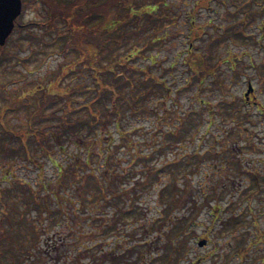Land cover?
Here are the masks:
<instances>
[{
  "label": "rangeland",
  "instance_id": "374dc122",
  "mask_svg": "<svg viewBox=\"0 0 264 264\" xmlns=\"http://www.w3.org/2000/svg\"><path fill=\"white\" fill-rule=\"evenodd\" d=\"M152 1L137 0L143 8ZM167 1L169 4L166 10L171 19L162 27L151 29L159 41L149 47L142 56H130L132 46L129 44L132 41L142 43L144 38L130 37L127 45L119 49L114 48L111 52L109 44V48L103 52L128 57V65H133L136 70L145 69L153 78L162 80L165 84L162 86L170 89L169 94H164L165 89L162 87L145 101L151 113L143 115L139 113L140 110L134 109L135 105L124 112L120 121L124 128L131 129L132 138L142 141L137 145V150L145 154L160 148L158 153H153L151 161L165 170L155 185H151L142 193L137 189L129 190L122 197L132 196L133 200L138 202V207L141 208L142 228L133 229L132 223L125 228L126 232L122 229L119 234L97 236L100 218L113 214L114 208L109 205L101 206L99 209L92 207L87 201V198H90L89 194L81 195L80 189H77L79 198L86 197L87 201L82 210L77 203L78 197L70 192L60 194L61 201L52 198L48 201L50 193H47L43 201L30 205L29 217L36 216L37 210L33 206L46 209L57 207L64 213L61 219L48 212L36 216L33 221L36 232L33 234L17 220L19 214L17 211L23 212L26 208L22 202L21 187L15 185L14 181L17 182V178L25 179L36 186L39 181L37 179L39 170V173L42 172L55 181V169L40 150L33 154L41 163L37 166L24 163L19 158L14 161L15 158H3L6 156L0 152V264H74L76 257L86 261L90 259V255L95 254L98 256L97 264H114L110 258L120 257L119 253L123 249V244L128 243V238H132V244L134 241L141 243L135 254L142 258L147 257L144 262L150 260L152 264H160V259L156 260V256L162 252L165 237L164 233L159 232L160 220L156 217L162 212L163 204L159 189L163 184L168 186L176 184L179 189L182 188L181 193L179 190L178 208L173 207L172 211L170 210L171 216L182 215L184 220L187 218V223L189 219L192 220L190 213L187 212L188 206L195 203L198 207L193 222H188L185 228L187 235L185 249L179 256L177 264H264V212L259 216V206L260 209L261 206L264 208V204L261 203L264 198V151L261 150L264 149V139H261V134L264 137V110L259 115V108L246 105L242 100V93L249 81L253 86L255 99L264 108V39H261L260 44H255L253 40H239L233 43L226 38L217 41L210 48L207 46L210 38L215 39L213 38L215 34L223 33V28L231 24H234V29L241 28L245 37L252 36L255 39L262 36L264 15L254 14L253 19L242 26V22L237 18L245 15L237 12L235 8V4L241 0H207L206 5L195 9H193L195 0ZM42 11L41 4L26 5L20 20L25 22L30 19H41ZM191 16L194 20L192 34H195V28L196 36L190 41ZM249 20H244L243 23ZM214 26L219 28L215 31ZM36 31L37 36L40 30ZM151 34L146 33L148 37ZM49 38L44 37L46 40ZM189 42L190 49L195 55L203 53L211 56L213 61H221L215 70L220 83H213L215 78L210 71L199 83V79L194 78V70L186 68L183 56L189 48ZM55 47L56 45L49 47L41 43L39 38L36 41L27 39L23 30L20 33L14 31L4 44L2 54L10 58L0 65V84L11 76L20 75L21 79L32 80V84L45 85L47 75H50V71L55 69L57 64L63 65L64 62L76 57L73 52L67 57L56 53L49 54L48 51ZM16 55L21 57L29 55L25 59L28 70H25L26 66L21 63H16ZM233 63L234 67L239 69L237 75L231 71ZM77 67L80 68L81 65H76L73 73L62 79V83L75 86L77 90L74 101L84 103L92 97L88 90L92 86L94 69L81 67L79 70ZM257 68L259 69L256 70ZM18 71L26 73V76L22 77ZM124 71L129 73L126 67ZM139 77H143L141 73L133 74V78ZM26 84L16 81L6 87L11 94L17 95L28 89L29 86ZM82 87L88 92L81 91ZM118 91L124 101L128 102L127 86ZM3 106L0 100V108ZM206 107L214 109L213 114L208 112ZM192 111H196L200 119L194 114L189 115ZM238 113L250 114V120L248 121V117L246 119L241 117V114L238 117ZM78 114L85 117L87 112L84 109ZM192 117L194 132L193 128L186 127L187 136L179 140L168 135L169 132L174 134L181 132L182 123ZM26 120L27 112L22 108L5 112L0 127L2 125L10 128L25 127ZM110 128L112 129V125ZM2 137L4 135L0 132V141L4 139ZM73 144L75 143H66L70 153L74 150ZM249 145L253 148H248ZM52 154L57 159H64L60 153L53 150ZM82 156L79 154V158ZM121 162L124 167L133 163L129 155L124 156ZM259 174H262L263 183L260 192L259 188L251 187L254 176H257L259 181ZM133 178L137 179L138 174L133 173L132 178L125 184L132 182ZM67 197L68 200L74 197V200L68 202ZM4 202L13 203L15 207H11L12 205L4 207ZM183 203L185 205L181 208ZM160 216L164 217L163 214ZM52 219L57 222L56 225ZM151 220L154 224H151ZM167 224L169 225L170 221H167ZM199 238L206 239L203 246L197 245ZM80 245L87 246L90 250L83 251L77 256ZM134 256L130 251L129 260L133 261ZM119 262L117 264H121Z\"/></svg>",
  "mask_w": 264,
  "mask_h": 264
},
{
  "label": "trees",
  "instance_id": "16d2710c",
  "mask_svg": "<svg viewBox=\"0 0 264 264\" xmlns=\"http://www.w3.org/2000/svg\"><path fill=\"white\" fill-rule=\"evenodd\" d=\"M21 2V14L16 18L10 35L14 31L20 33L23 30L26 33V38L31 41H36L39 38L41 43L49 47L56 45L55 50L50 49L48 51L49 54L56 53L62 57H67L70 52H73L76 57L71 61L64 62L63 65L57 64L55 69L50 71V75H47V83L45 85L32 84V80L21 79L20 75L17 77L11 76L6 82L0 84V100L4 104L0 108V123H2L5 112L20 108L27 112L25 127L10 128L3 125L0 127V132L4 135L2 137L4 139L0 141V152L6 156L3 158H15L13 161L19 158L24 163L37 166L41 165V163L33 154L40 150L44 152V155L47 156L48 161L55 169V181H52L49 176L43 175L42 172L39 173L40 170L37 173L39 181L36 186H33L25 179L17 178V182L14 181L15 185L21 187L22 202L26 208L23 212L17 211L19 213L18 222L23 223L26 229L35 234L33 221L36 216L48 212L61 219L64 213L59 211L57 207H48L46 209V207L38 208L33 206L37 210L36 216L29 217L30 205L37 204V201H43L47 197V193H50L48 201L51 198L61 201L60 194L70 192L75 197H78L77 203L81 206V210L87 201L96 209L108 205L114 208L113 214H107L105 218H100L97 236L119 234L122 229L126 232L125 228L132 223L134 225L133 229H141L143 225L140 217L141 208L138 207V202L134 201L132 196L126 195L125 198L122 197L129 190L137 189L142 193L151 185H155L165 173V170L151 161L154 156L153 153H158L160 148L145 154L137 150V145L142 141L132 138L130 135L131 129L124 128L120 121L123 119L124 112L132 109V106L135 107V105L134 109L140 110L139 113L143 115L147 112L151 113L152 111L148 108L145 101H148L150 95L156 93L162 87L165 89L164 94H169L170 89L162 86V84L165 85L164 82L157 77L153 78L150 76V73H147L145 69L139 68L136 70L133 65H128V57L113 56L109 52L113 51L114 48L119 49L127 45L130 37L134 39L144 38L142 43L132 41L129 44L132 46L130 56L140 57L149 47L157 44L159 38L155 37L151 29L162 27L166 24V21L171 19L170 14L166 10L169 2L167 0H153L150 5L144 8L138 4L137 0H21ZM205 2L207 0L204 2L195 0L193 9L206 5L207 3ZM37 3L41 4L43 9L41 19H30L21 22L20 17L26 5H35ZM100 5L102 6L99 8ZM235 8L237 12H242L245 15L237 18L244 26L253 19L254 14L264 15V0H241L235 4ZM192 17L189 29L190 41L193 36H196L195 28L194 35L192 34L193 30H191L194 22ZM244 20L249 21L243 23ZM214 28L216 31L219 27L214 26ZM36 29L40 30V34L37 36L35 34L37 32ZM146 33L152 34L148 37ZM10 35L6 38L5 43L10 38ZM45 36L50 38L46 40L44 39ZM213 38L215 39L210 38L208 41L207 46L209 48L215 45L217 41L219 42L226 38L233 43L239 40H253L255 44H260L261 39H264V32L262 36L255 37V39L252 36L245 37L241 28H238V30L234 29V24H231L223 28V33L215 34ZM190 43L183 56V63L186 68L194 70V78H198L199 83L203 81L208 71L215 78L213 83H220L215 70L221 61H213L211 56L203 53L195 55L190 49ZM4 44L0 45V65L10 58L8 55L2 54ZM109 44H111L109 52L107 51L103 54L109 48ZM28 56L21 57L16 55V63L18 64L19 62L26 66L25 59ZM101 60L103 61L102 63ZM76 65H81V67L86 69H94L92 86L88 90L92 97L88 98L84 103H76L74 101V94L77 90L75 86L62 83V79L73 73ZM27 66L25 70H28ZM234 66L235 64L233 63V68L231 69L233 74L237 75L239 74V69ZM81 67L77 68L80 70ZM125 67L130 74L125 73ZM18 72L22 77L26 76V73ZM134 73H141L143 77L133 78ZM16 81H22L25 84L28 82L26 84L29 86L28 89L22 90L17 95L11 94L6 86ZM125 86H127V94L129 95L128 102L124 101L118 91ZM80 90L88 92L85 91V87L80 88ZM123 105L125 107L124 110L122 109ZM206 108L211 114L215 111L214 109ZM84 109L87 115L85 117L79 116L78 113ZM192 114L198 116L197 119H200L196 111H192L189 115ZM224 114L226 115L227 113ZM240 114L238 113L237 116L240 117ZM241 117L246 119L249 115L241 114ZM193 118H187L182 123L183 130L181 132L174 134L168 131V135L179 140L187 136L186 127L193 128L194 132L195 125L192 126ZM111 125L112 129L110 128ZM115 133L117 137H115ZM78 140L82 142L79 143ZM66 143H75L73 144L74 150L71 153ZM248 148L252 149L253 146L249 145ZM51 149L55 153H60L61 158L63 157L64 159H57L52 154ZM79 154L83 156L79 158ZM126 155H129V159L133 163L124 167L121 160ZM198 160L199 157L196 161L198 162ZM172 164H175V160ZM133 173H137L138 178H133L132 182L125 184L132 178ZM7 174L9 175L10 173L8 172ZM128 175L130 176L125 179ZM77 189H80L81 195L89 194L90 198H87V201L85 200L86 197L82 196L79 198ZM179 190L181 193L182 188L179 189L176 184L171 186L163 184L159 189L163 204L161 214L164 217H161L160 214L159 216L162 219L159 216L156 218L160 220L159 223L163 221L160 226L158 223V229L160 233H164L165 237V245L162 247V252L156 256V260L160 259V264L178 263L179 256L185 249L184 242L187 237L185 228L188 222H193L197 214L196 210L198 207L195 206V203H192L191 205L188 204L190 207L188 206L189 210H187L192 220L189 219L186 223L187 218L184 220L181 217L182 215L177 216L175 214L176 217L171 216L172 212L170 210L172 211L173 207L178 208ZM66 200L68 202L73 201L74 197L70 198V200L67 197ZM185 203L181 205V208L184 207ZM3 205L4 207L11 205V207H15L13 203L6 204L4 202ZM53 221L55 222L52 219ZM167 221H170L169 225ZM10 223L12 222L10 221ZM152 223L154 224V221L151 220ZM127 241L128 243L126 245L123 244V249L119 253L120 257L110 258V261H114V264L119 261L121 264H152L150 260L144 262L147 257L142 258V256L135 254L138 252L137 248L141 243L134 241L132 244V238H128ZM78 248L77 256H80L83 251L87 252L90 250L89 247L84 245H80ZM130 251L135 255L132 259L133 261H130L129 259L131 258L128 257ZM97 257L96 254L90 255V259L86 261L76 257L74 264H97ZM154 257L155 255L152 256V258Z\"/></svg>",
  "mask_w": 264,
  "mask_h": 264
},
{
  "label": "water",
  "instance_id": "95a60500",
  "mask_svg": "<svg viewBox=\"0 0 264 264\" xmlns=\"http://www.w3.org/2000/svg\"><path fill=\"white\" fill-rule=\"evenodd\" d=\"M21 11V0H0V45H3L6 37L13 28L14 20ZM252 91L250 83L247 85L245 96ZM205 239L197 241L198 246H203Z\"/></svg>",
  "mask_w": 264,
  "mask_h": 264
},
{
  "label": "flooded vegetation",
  "instance_id": "af4514ba",
  "mask_svg": "<svg viewBox=\"0 0 264 264\" xmlns=\"http://www.w3.org/2000/svg\"><path fill=\"white\" fill-rule=\"evenodd\" d=\"M231 71H232V69H231ZM242 99H243V101L245 102V104L246 105H254L256 108H259V115L262 113V111L264 110V108L262 107V105L260 104V102L258 101V100H256L255 99V95H254V93L252 92V93H250V94H248V99H245L244 98V93H242ZM245 112H247V111H245ZM247 115H249V117H250V114H247ZM249 117H248V121L250 120L249 119ZM261 139H264V137H262V134H261ZM261 150H263L264 151V149L263 148H261ZM259 151V150H258ZM227 162L228 163H230L228 160H227ZM231 162H232V160H231ZM240 170V169H239ZM236 171V170H235ZM237 172V171H236ZM262 174H259V181H258V178H257V176H254V178H253V181H251V187H256V188H259V192H260V188H261V186L263 185V183H262ZM260 200H261V198H260ZM262 204H264L263 202H261ZM264 208H262V206H261V209H260V206H259V216H260V214L262 213V212H264V210H263Z\"/></svg>",
  "mask_w": 264,
  "mask_h": 264
}]
</instances>
